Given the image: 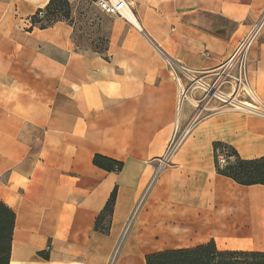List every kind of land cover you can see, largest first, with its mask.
Masks as SVG:
<instances>
[{"label": "crops", "instance_id": "obj_1", "mask_svg": "<svg viewBox=\"0 0 264 264\" xmlns=\"http://www.w3.org/2000/svg\"><path fill=\"white\" fill-rule=\"evenodd\" d=\"M48 1L0 0L9 264H146L149 253L211 240L264 251V184L235 182L214 156L217 146L264 156V28L247 62L255 110L209 99L195 118L202 89L188 85L190 75L212 82L207 72L232 53L264 0H127L137 24L112 15L99 51L75 39L79 0H69L71 20L33 25ZM176 127L187 132L147 188ZM95 154L121 169L95 165ZM114 189L112 212L96 228Z\"/></svg>", "mask_w": 264, "mask_h": 264}, {"label": "trees", "instance_id": "obj_2", "mask_svg": "<svg viewBox=\"0 0 264 264\" xmlns=\"http://www.w3.org/2000/svg\"><path fill=\"white\" fill-rule=\"evenodd\" d=\"M43 15L38 11L31 16L33 25L40 28L51 26L58 20H71V4L69 0H49L44 6ZM40 11V10H39ZM229 153L234 156L224 168L217 171L240 184H264V156L253 159L240 158L233 149ZM93 163L108 171H118L122 163L111 158L95 154ZM115 199V189L96 219V228L101 219L109 217ZM15 223V213L0 200V264H9L11 235ZM106 231V227H101ZM146 264H264V251L221 250L213 240L191 247L165 249L149 253L145 256Z\"/></svg>", "mask_w": 264, "mask_h": 264}, {"label": "built area", "instance_id": "obj_3", "mask_svg": "<svg viewBox=\"0 0 264 264\" xmlns=\"http://www.w3.org/2000/svg\"><path fill=\"white\" fill-rule=\"evenodd\" d=\"M92 3L96 6L98 10L107 15H115L129 20L128 14H132L131 4L127 0H91ZM39 16L43 15V10L38 11ZM134 16V15H133ZM264 28V7L261 10L259 16L250 24L247 32L235 46L232 53L228 58L219 66L212 69L214 79L210 84H206L200 81L197 77L192 75L189 76V86L190 89L196 85L202 89V96L200 97L203 101L205 98L214 99L220 102L222 105L235 106L238 108H243L240 105H235L231 100L233 99L236 102H245L248 99L253 100L255 96L251 87L248 83V53L253 44L257 41L262 30ZM180 68L183 69L182 66ZM226 87V89H225ZM189 88H180L178 96V107L181 106L182 101L186 98V94ZM249 107V108H247ZM244 109L255 110L256 106L252 105L247 106ZM204 106H201L203 109ZM201 109L198 111L200 113ZM187 129L181 131L175 128L172 136L167 142L163 154L156 158V164L151 175V178L148 182L147 188L152 184V182L157 178L158 174L170 164V159L172 154L177 150L181 141L183 140ZM215 163L216 168H224L230 161L234 159V156L229 153L228 149L223 146H217L215 148ZM131 219L129 220L124 232L128 228ZM120 244V240L118 245ZM117 245V247H118ZM112 260V259H111ZM111 264V261L108 263Z\"/></svg>", "mask_w": 264, "mask_h": 264}, {"label": "rangeland", "instance_id": "obj_4", "mask_svg": "<svg viewBox=\"0 0 264 264\" xmlns=\"http://www.w3.org/2000/svg\"><path fill=\"white\" fill-rule=\"evenodd\" d=\"M79 11L81 14L77 17L75 30V39L79 47L81 49L91 48L97 51L102 50L105 46L106 35L109 30L112 15L102 14L95 8L91 0H79ZM207 98L203 101H200V98L198 103H196L194 109L195 118L199 115L198 111L204 102L207 101Z\"/></svg>", "mask_w": 264, "mask_h": 264}, {"label": "bare ground", "instance_id": "obj_5", "mask_svg": "<svg viewBox=\"0 0 264 264\" xmlns=\"http://www.w3.org/2000/svg\"><path fill=\"white\" fill-rule=\"evenodd\" d=\"M128 18L131 22L137 24L136 19L132 14L129 13ZM231 100L235 103V105H240L241 107L243 106V108H246L247 106H250V107L252 106L250 103H248L246 101L239 103V102L234 101L233 99H231ZM247 108H249V107H247Z\"/></svg>", "mask_w": 264, "mask_h": 264}]
</instances>
